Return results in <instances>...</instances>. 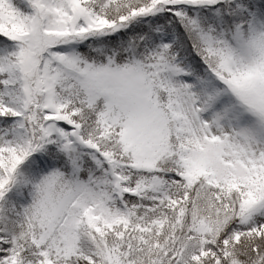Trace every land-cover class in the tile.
Wrapping results in <instances>:
<instances>
[{
	"label": "snow or ice",
	"instance_id": "6c2138e0",
	"mask_svg": "<svg viewBox=\"0 0 264 264\" xmlns=\"http://www.w3.org/2000/svg\"><path fill=\"white\" fill-rule=\"evenodd\" d=\"M0 264H264V0H0Z\"/></svg>",
	"mask_w": 264,
	"mask_h": 264
}]
</instances>
